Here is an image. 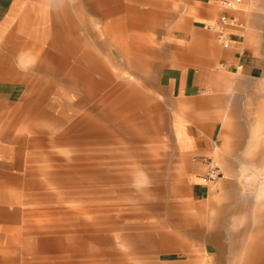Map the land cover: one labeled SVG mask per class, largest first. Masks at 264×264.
<instances>
[{
  "label": "crops",
  "instance_id": "0c3cea01",
  "mask_svg": "<svg viewBox=\"0 0 264 264\" xmlns=\"http://www.w3.org/2000/svg\"><path fill=\"white\" fill-rule=\"evenodd\" d=\"M83 1L0 0V116L13 113L6 107L19 102L29 84L44 83L38 79L45 78V70L54 74L61 68V53H103L111 45L122 56L159 54L157 93L175 148L192 165L190 202L205 216L197 234L202 247L186 264L242 260L237 245L247 242L245 225L260 209L244 185L243 166L253 162L255 142L264 134V0H245L233 10L223 0H116V30L109 27L110 0ZM81 5L87 22L83 29L76 18ZM224 13L236 20L229 28L235 41L229 48L209 28ZM159 19L170 28L141 33L142 20ZM83 37L84 44H78ZM95 70L101 75L98 81L77 65L67 73L84 84L86 103L92 99L86 86L94 91L104 86V68ZM25 149L26 142L0 140V264H29L30 208L16 198L28 178ZM212 163L224 176L205 183ZM252 233L260 238L259 246L245 260L264 264V226Z\"/></svg>",
  "mask_w": 264,
  "mask_h": 264
},
{
  "label": "rangeland",
  "instance_id": "374dc122",
  "mask_svg": "<svg viewBox=\"0 0 264 264\" xmlns=\"http://www.w3.org/2000/svg\"><path fill=\"white\" fill-rule=\"evenodd\" d=\"M82 7L76 18L83 29ZM109 8V27L116 30V0ZM167 28L161 19L140 22L141 33ZM111 49L61 53V68L45 70L38 79L44 83L29 84L23 98L6 107L13 113L0 116V140L27 145L28 178L16 198L30 208L29 264H186L202 247L197 234L205 216L188 193L192 165L175 148L157 93L159 54L122 56ZM73 65L96 81L95 68H104L102 90L86 86L88 103L84 84L67 76ZM252 160L243 166L244 185L260 209L245 225L247 242L237 245L243 259L225 264H248L247 255L259 246L252 231L264 226V134Z\"/></svg>",
  "mask_w": 264,
  "mask_h": 264
},
{
  "label": "built area",
  "instance_id": "2783aa9c",
  "mask_svg": "<svg viewBox=\"0 0 264 264\" xmlns=\"http://www.w3.org/2000/svg\"><path fill=\"white\" fill-rule=\"evenodd\" d=\"M245 0H223V6L228 10L236 9L244 3ZM236 23L235 18L229 16L227 13L222 14L217 20L209 24V28L217 33L218 40L225 47L229 48L235 41L230 37L229 28ZM224 68V64H221ZM224 174L220 166L212 163L206 170L203 180L205 183H214L218 181Z\"/></svg>",
  "mask_w": 264,
  "mask_h": 264
}]
</instances>
